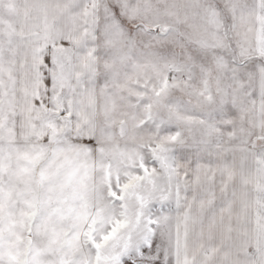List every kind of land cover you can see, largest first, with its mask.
Instances as JSON below:
<instances>
[{"label":"snow or ice","instance_id":"1","mask_svg":"<svg viewBox=\"0 0 264 264\" xmlns=\"http://www.w3.org/2000/svg\"><path fill=\"white\" fill-rule=\"evenodd\" d=\"M0 264H264V0H0Z\"/></svg>","mask_w":264,"mask_h":264}]
</instances>
